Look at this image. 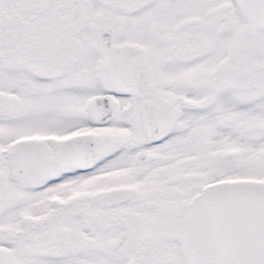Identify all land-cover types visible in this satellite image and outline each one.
Masks as SVG:
<instances>
[{
	"label": "snow or ice",
	"instance_id": "6c2138e0",
	"mask_svg": "<svg viewBox=\"0 0 264 264\" xmlns=\"http://www.w3.org/2000/svg\"><path fill=\"white\" fill-rule=\"evenodd\" d=\"M0 264H264V0H0Z\"/></svg>",
	"mask_w": 264,
	"mask_h": 264
}]
</instances>
